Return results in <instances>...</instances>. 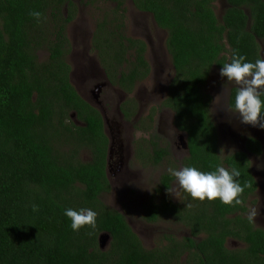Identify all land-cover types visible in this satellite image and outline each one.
I'll return each instance as SVG.
<instances>
[{"label":"trees","instance_id":"trees-1","mask_svg":"<svg viewBox=\"0 0 264 264\" xmlns=\"http://www.w3.org/2000/svg\"><path fill=\"white\" fill-rule=\"evenodd\" d=\"M108 1L112 6L99 20L92 43L104 47L101 55L115 58V77L120 75L119 85L131 93L151 73L147 43L124 34L126 0ZM132 1L168 33L174 75L162 105L187 134L190 152L182 168H238L239 182L251 185L239 197L243 203L201 201L182 189L176 201L169 192L176 179L167 171L144 206V219H173L188 232L164 235L158 246L147 248L126 215L103 199L110 191L104 120L72 84L66 57L71 46L66 27L78 10L76 0H0V264H264V229L245 214L257 186L251 161L246 151H221L213 96L206 90L211 71L230 63L234 52L251 62L263 58L264 0H226L221 15L217 0ZM31 11L43 14L39 22ZM42 47L49 52L43 61ZM237 88L230 92L231 109ZM247 149L261 153L260 142L250 138ZM83 150L91 160L82 158ZM151 157L155 164L168 159L179 168L169 146L154 144ZM66 208L93 209L95 226L73 231ZM104 232L111 240L103 250L99 236Z\"/></svg>","mask_w":264,"mask_h":264},{"label":"rangeland","instance_id":"rangeland-1","mask_svg":"<svg viewBox=\"0 0 264 264\" xmlns=\"http://www.w3.org/2000/svg\"><path fill=\"white\" fill-rule=\"evenodd\" d=\"M76 3L78 4V10L75 12L73 19L66 27L71 45L69 48V54L66 55V57L68 61L70 60L75 73L74 79H72L73 84L79 92L84 93L86 96H93L92 92L85 91L84 89V86L87 87L88 85H91L88 79L90 74L83 70L84 65L88 64L86 62L87 53H85V48L88 45L89 49L87 52H90V49H93L92 39L96 28V22L103 19L105 14H108L112 3L108 0H76ZM227 5L226 0L215 1L217 14L221 15ZM125 8L126 17L123 18V28H125L127 33L131 34L132 37H141L147 41L148 60L150 61V65L155 63L156 67L151 65L153 72L151 70L148 78L136 86L140 91L136 93V96L138 95L139 100L141 99L139 101L140 109H137L136 107L135 110V114L138 113L139 119L134 125V130L131 125L129 128L131 150L134 152L133 154L136 158L134 159L132 166L128 168V176L125 175L122 179L115 182L114 189L105 193L103 199L109 206L126 215L133 230L139 235L147 248H155L161 243L164 235L173 234L179 237L185 235L188 231L187 228L182 224L175 222L173 219L160 220L156 223H149L144 219V206L149 201L151 195L159 187L162 175L167 172L169 168L174 169L173 164L168 159L163 160L160 164L153 163L152 157L150 158L153 149L150 151V145L147 142H149L150 139L153 140L156 135L160 137L161 133L165 136L171 137L172 141H177L179 148H177V145H173L172 148V158L177 164H179V168L175 167V169L182 168L180 163L181 160L186 157V150L182 147L178 134L167 128L169 120H172L171 118H168L169 114L172 116L170 113L171 111L164 110L161 114L160 112L156 113L154 111L169 95L168 84L172 81L174 74L171 55L166 46V32H160L159 30L156 31L153 27L141 24L140 21L133 19V17L138 16L141 17V20L143 18V20L146 19L148 22H150V20L152 21V19L148 18L146 15H142L135 10L130 4V1H125ZM38 54L42 61L46 60L49 56L47 47L40 48ZM153 56L157 58L155 62ZM219 72L220 69L217 68H214L211 71L206 90L214 96L212 114L219 126L222 145L226 146V150L223 149V153H226L228 150H233L235 147L240 148L234 143H232V147H227V142H229V138H231L229 131L230 127H232V130H234V128L244 129V127H242L240 122H235V118H238V114L228 106L227 99L225 101L226 94V98H228L229 95V86L238 85H236L235 82H227L226 78L222 79ZM94 78H99V74L95 75V77L93 76L91 82L95 81ZM93 88L94 86L91 87V89ZM94 94H96V90L94 91ZM100 94V99L107 94L104 87ZM121 94L122 93H119L115 97L116 103H120L122 98ZM136 96H134L133 99V97L128 98L127 95V103L135 104V98L138 100ZM92 102H95V99L92 98ZM124 103L126 104V102ZM159 117H162L163 121L162 119H159L158 121ZM160 121L162 122L158 126V122ZM158 129L160 130L159 134ZM126 134L127 133H124V136H126ZM236 136L237 135H235V138H237ZM146 140L148 141L146 142ZM89 156L90 153L87 150L82 151L83 159L90 160ZM172 189L174 190V194L171 193L172 196L176 201H179L181 194L180 188L176 182ZM252 201L249 203V209L255 208L258 212L259 207L257 199L254 198ZM230 245L235 246V243L230 242ZM108 246L109 244H107L103 250Z\"/></svg>","mask_w":264,"mask_h":264},{"label":"flooded vegetation","instance_id":"flooded-vegetation-1","mask_svg":"<svg viewBox=\"0 0 264 264\" xmlns=\"http://www.w3.org/2000/svg\"><path fill=\"white\" fill-rule=\"evenodd\" d=\"M128 1H130V4L132 5V7L135 10L140 12L142 15H146L148 18L152 19V21L150 20V22H148L146 19L143 20V18L141 20V17H138V16L133 17V19L140 21L141 24L153 27L156 31L159 30L160 32H162V31L166 32L165 36H166V46H167V36H168L167 30L158 26V24L156 23L154 16L151 12L139 10L134 6V2L132 0H128ZM109 15L114 16L113 13H111ZM98 23H99V21L96 22V28H97ZM96 28H95V31H96ZM123 30H125L124 34H126L127 36H131V34L127 33V30L125 28H123ZM95 31L93 33V37H94ZM112 31L115 32V28H113ZM133 38H136V37H133ZM138 38L142 39L141 37H138ZM101 39H102V36H101ZM103 39H104V36H103ZM103 39H102V41H103ZM92 41H93V39H92ZM114 43H115V39H114ZM146 43H147V41H146ZM92 48L93 49H90V52H87V50L89 49L88 45L85 48V53H87L86 62L88 64L84 65L83 70L86 71V73L90 74V76H88V79H89V82L91 83V85H88L87 87L84 86V89H85V91L92 92L93 96H86L84 93L79 92V91L78 92L86 101H88L93 107H95L100 112V114L102 115V118L104 120V127H105L104 130H105V133L108 137V146H107V150H106V169H105V171H106L107 179L110 183V191H111L114 189L115 182L119 181L125 175H127L129 173L128 168L132 166L134 159L136 158L133 154L134 152L131 150V141H130L131 136L129 134V128L131 125L132 129L134 130V125L137 122V120L139 119V115H138V113L135 114V110H136V107H137V109H140L139 101L141 99L139 100V96L138 95L136 96V93L140 92L138 90V88H136V86L139 85V83L146 80L148 77H146L142 81H137L136 85L134 86L136 88V90L134 88V90L131 93H128L126 90L122 89L118 83V80L120 79V75L115 77V58L101 55V54H103V52H101V51H103L104 47L100 46L97 49V48L93 47V43H92ZM167 50H168V46H167ZM168 52H169V50H168ZM147 54H148V48H147V52H146V57L148 58ZM153 58H154V62H155V60L157 58L154 56H153ZM68 63L70 65H72L70 63V60L68 61ZM107 64L110 65L109 67L111 69L106 68ZM151 65L153 67H156L155 63L151 64ZM172 67H173V64H172ZM152 72H153V70H152ZM97 74H99V78H94L95 81L91 82V78L93 76L95 77V75H97ZM74 76H75V73H74V70L72 68L71 72H70L71 82H72V79H74ZM72 84H73V82H72ZM92 86H94L93 89H91ZM233 86H235V85L229 86L228 98H226L227 94L225 97V101L227 99L229 107H230L229 96H230V92H231V89L233 88ZM79 87H80V85H79ZM103 87L106 89L107 94L104 95V97L102 99H100L99 97L101 96L100 93L103 91ZM95 90H96V94H94ZM119 93H122L121 94L122 98L120 100V103H116L115 97ZM127 95H128V98L133 97V99H134V96H136L138 98V100L135 98L136 103L134 101L135 104H129V103H127V99H128ZM92 98L95 99V102H92ZM213 99H214V96H213ZM122 100H126V101H122ZM114 102H115V104H114ZM124 102H126V104ZM212 105H213V101L211 102V111L213 110ZM164 110L170 111L167 107H163L162 103H160L157 106V109L154 111L156 113L160 112V114H161ZM139 113H140V111H139ZM170 113L172 114V116L169 114L168 118H171L172 120L171 121L169 120L167 128L170 131H174V132H176V134H178L179 139H180L181 144H182V147L186 150V156H187V155H189V152H190L189 147L185 148L183 145L182 139H181V137L184 136L183 138L187 142V134L179 131L178 127L174 123L175 113L172 111ZM237 117L238 118H235L236 123L240 122L239 115H237ZM71 118L75 121V123H77L79 125L83 124L78 119L76 112L71 113ZM159 119H162V121H163L162 117H159L158 121H159ZM151 120H153V119H151ZM162 121L158 122L159 123L158 126L160 125V123ZM241 125H242V127H244V129L243 128H234V130H232L231 129L232 127H230L229 131H230V137L231 138H229V142H227V147H232V143H234L236 146H239L240 148L235 147L233 150H228L226 152V154L234 152L236 150H243V151H246L248 153V156H249L250 161H251V166H250L251 172L253 174V177L256 181L257 186H256V189L254 190V192L250 193L247 200H246L245 206L247 209L245 211V214L247 216L248 211H249L250 201H252L254 198H256L257 204L259 207V211L257 212V216L253 220V223L255 224L256 227L264 229V129H261V128L255 127V126L251 127V125H249V124L241 123ZM125 126H126V128H125ZM217 126H218V124H217ZM218 129H219V126H218ZM159 132H160V130L158 129V134H159ZM124 133H127L126 136H124ZM219 133H220V130H219ZM235 135H237L236 136L237 138H235ZM160 137H159L160 139L154 138L153 140H151L149 138L150 139L149 142H147L148 140H146V142L150 145L149 146L150 151H151V149L154 150V148H153L154 144H157V146H159L160 148H167L169 146L171 153H172L173 145H177V148H179L177 141H172L171 137L165 136L162 133H161ZM220 137H221V135H220ZM250 138H255L260 142L261 153H259V154L252 153L247 149V142ZM144 144H145V141H144ZM187 145H188V142H187ZM225 147L226 146H223L222 142H221V148L226 150ZM87 151L89 152V150H87ZM89 157L91 160L92 156L90 155ZM175 182H176V180H174L173 186H174ZM153 194H155V192ZM152 195H151V197H152ZM252 202H254V201H252ZM168 235H170V234H166V236H168ZM232 242L233 241H231V243Z\"/></svg>","mask_w":264,"mask_h":264},{"label":"clouds","instance_id":"clouds-1","mask_svg":"<svg viewBox=\"0 0 264 264\" xmlns=\"http://www.w3.org/2000/svg\"><path fill=\"white\" fill-rule=\"evenodd\" d=\"M29 15L37 22L43 16L39 11H31ZM222 65L220 77L238 85L232 110L239 115L241 123L264 129V58L258 56L255 62H251L236 51L231 62ZM168 172L175 177L180 189L190 194L193 199L201 201L219 199L225 205L242 204L239 197L246 187L251 186L239 182L241 172L235 167L229 170L217 165L214 171L204 172L195 166H185L178 170L169 168ZM169 192L174 194L173 189H169ZM32 207L33 211H38L37 205L33 204ZM64 215L70 219L73 231H79L85 225L94 227L97 217V213L91 208H66ZM256 216L257 210L249 209L248 221L252 222Z\"/></svg>","mask_w":264,"mask_h":264},{"label":"water","instance_id":"water-1","mask_svg":"<svg viewBox=\"0 0 264 264\" xmlns=\"http://www.w3.org/2000/svg\"><path fill=\"white\" fill-rule=\"evenodd\" d=\"M183 145L185 148H188L187 142L185 141V139L183 137H181ZM111 240V235L107 232H104L102 234H100L99 236V243H100V247L103 249L107 244L110 243Z\"/></svg>","mask_w":264,"mask_h":264}]
</instances>
